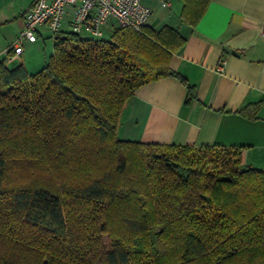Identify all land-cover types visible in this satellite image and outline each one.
<instances>
[{
	"label": "trees",
	"instance_id": "trees-1",
	"mask_svg": "<svg viewBox=\"0 0 264 264\" xmlns=\"http://www.w3.org/2000/svg\"><path fill=\"white\" fill-rule=\"evenodd\" d=\"M184 40L65 30L36 73L0 59V264H264V171L241 148L118 135L140 86L175 76L196 96L170 66Z\"/></svg>",
	"mask_w": 264,
	"mask_h": 264
},
{
	"label": "crops",
	"instance_id": "crops-1",
	"mask_svg": "<svg viewBox=\"0 0 264 264\" xmlns=\"http://www.w3.org/2000/svg\"><path fill=\"white\" fill-rule=\"evenodd\" d=\"M33 2L0 0V59L10 68L24 64L29 73L47 62L46 54L29 56L40 40L47 46V28L35 42L24 41L21 54L12 44ZM144 2L152 10L149 27L168 26L185 39L170 66L196 96L187 100V86L175 76L140 86L123 108L119 137L241 148L243 166L264 171V0H208L205 7L197 0Z\"/></svg>",
	"mask_w": 264,
	"mask_h": 264
},
{
	"label": "built area",
	"instance_id": "built-area-1",
	"mask_svg": "<svg viewBox=\"0 0 264 264\" xmlns=\"http://www.w3.org/2000/svg\"><path fill=\"white\" fill-rule=\"evenodd\" d=\"M151 14L144 0H34L23 15L12 49L21 54L24 41L35 42L42 27L49 30L52 38L68 27L76 34L85 32L99 39L112 21L116 27L140 30L148 24ZM261 28L264 33V24Z\"/></svg>",
	"mask_w": 264,
	"mask_h": 264
},
{
	"label": "rangeland",
	"instance_id": "rangeland-1",
	"mask_svg": "<svg viewBox=\"0 0 264 264\" xmlns=\"http://www.w3.org/2000/svg\"><path fill=\"white\" fill-rule=\"evenodd\" d=\"M115 27H116V23L114 21H112L110 23V25L105 29L104 34L100 39H106V40L110 39L111 34L113 33ZM65 30L68 32H71V30L68 27H66ZM81 36L82 37H92L89 33H85V32L82 33ZM45 40L47 42V46L43 43V40H40L41 47L33 48L30 51L29 56H31L33 58V60H35V59L37 60V58L38 59L42 58L46 54L47 55V61H49L50 56L54 52L53 38L51 37V33L49 32V30H47V37L45 38ZM42 65H44V64H42ZM34 71H37V70H34ZM34 73H36V72H34Z\"/></svg>",
	"mask_w": 264,
	"mask_h": 264
}]
</instances>
